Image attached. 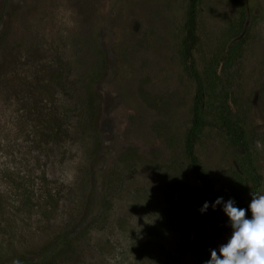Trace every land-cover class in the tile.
Segmentation results:
<instances>
[{
	"label": "rangeland",
	"instance_id": "obj_1",
	"mask_svg": "<svg viewBox=\"0 0 264 264\" xmlns=\"http://www.w3.org/2000/svg\"><path fill=\"white\" fill-rule=\"evenodd\" d=\"M187 3L0 0V264L37 258L82 202L92 222L61 264H205L230 239L184 156ZM197 12L195 154L212 189L250 203L264 193V0Z\"/></svg>",
	"mask_w": 264,
	"mask_h": 264
},
{
	"label": "trees",
	"instance_id": "obj_2",
	"mask_svg": "<svg viewBox=\"0 0 264 264\" xmlns=\"http://www.w3.org/2000/svg\"><path fill=\"white\" fill-rule=\"evenodd\" d=\"M198 2L199 0H188L186 7V17L182 27L180 41V53L182 61L185 65V69L187 70L188 75L197 83V89L194 96V104L192 106L191 123L184 136V156L187 160V163L189 164L194 178L203 185L209 196L214 199L223 197V199L226 201H228L229 199H233L235 201V206L247 209L250 203L242 202L235 193L222 190H214L211 188L208 174L200 165L198 157L195 154V144L197 136L200 133L201 129H203V127H205L208 123L204 108V86L202 78L196 68L195 60L192 56V49L195 47L199 40L196 32L198 19ZM21 114L23 113L21 112ZM26 115L29 120V114L27 112ZM229 125V122L224 121L225 127H230ZM234 127L238 131H240L239 127ZM47 131L48 130L45 128L39 130V132L44 137L51 140V132ZM239 141H242L241 138ZM87 162L88 161L85 162V166ZM90 212L91 211H89L88 203L85 206L83 205V202L81 204H77L76 212L71 213V221H69L68 215L64 220H60V227L62 229V232L55 237L56 239H53V242H51L49 245L46 244V246H44L41 252H39L37 258H30L26 260L20 259L16 262H18V264H35L36 262H38L36 264H61L64 259L62 258L63 255L73 256L77 250L76 242L79 241V233H81L83 229L87 228L90 222H92V217L86 222V218L91 214ZM247 215L249 218L251 217L250 209L248 210ZM75 220L78 221L75 222ZM85 223L87 224L84 225ZM10 264H14V262Z\"/></svg>",
	"mask_w": 264,
	"mask_h": 264
},
{
	"label": "clouds",
	"instance_id": "obj_3",
	"mask_svg": "<svg viewBox=\"0 0 264 264\" xmlns=\"http://www.w3.org/2000/svg\"><path fill=\"white\" fill-rule=\"evenodd\" d=\"M250 196L247 209L235 206L233 199L225 202L223 197L212 204L213 208L223 204V211L229 217L233 231L230 239L218 251L211 250V258L205 264H264V193L251 191ZM208 207V202H205L200 211L204 212ZM249 209L250 218L247 215Z\"/></svg>",
	"mask_w": 264,
	"mask_h": 264
}]
</instances>
